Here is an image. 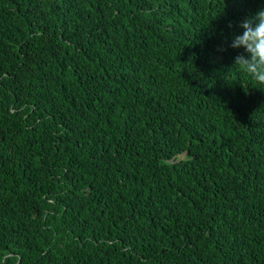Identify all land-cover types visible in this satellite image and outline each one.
I'll return each mask as SVG.
<instances>
[{
    "label": "trees",
    "instance_id": "1",
    "mask_svg": "<svg viewBox=\"0 0 264 264\" xmlns=\"http://www.w3.org/2000/svg\"><path fill=\"white\" fill-rule=\"evenodd\" d=\"M259 10L0 0V264H264Z\"/></svg>",
    "mask_w": 264,
    "mask_h": 264
},
{
    "label": "clouds",
    "instance_id": "2",
    "mask_svg": "<svg viewBox=\"0 0 264 264\" xmlns=\"http://www.w3.org/2000/svg\"><path fill=\"white\" fill-rule=\"evenodd\" d=\"M239 27L243 32L234 37L230 47L244 51L235 57L233 66L239 68L256 85L264 88V10L245 18Z\"/></svg>",
    "mask_w": 264,
    "mask_h": 264
}]
</instances>
